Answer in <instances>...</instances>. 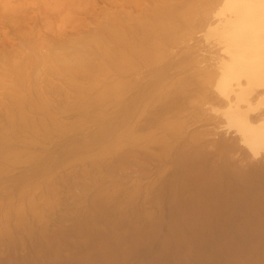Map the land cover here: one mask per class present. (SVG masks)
<instances>
[{
    "label": "bare ground",
    "instance_id": "1",
    "mask_svg": "<svg viewBox=\"0 0 264 264\" xmlns=\"http://www.w3.org/2000/svg\"><path fill=\"white\" fill-rule=\"evenodd\" d=\"M27 1L29 2V0H26L25 3H27ZM100 1L103 3V6L101 8V10H102L101 15L103 17L102 18L103 21L102 20H101L102 22L99 21V23H101L100 25L98 23L99 26L97 25V27L99 29L96 27L98 29V32L100 33L99 34L100 37L97 36V37H99V42L97 43L96 47H94V48L92 47L93 48L92 49L90 47V45H89V47H88V45H86L87 47L86 46L84 47V45H82L84 47L83 50L76 48L77 50H70V51H72V52L69 51L70 53L65 50L67 52V54H61V52H63L64 49L63 50L61 49V52L60 51L58 52V50L55 51L58 54L54 53V51H53L52 54H55V55L51 56L52 54L51 55L48 54L49 55V57H48L46 54L47 57L45 59H43L45 57V55H43L44 57L42 58V56H41L40 59H42L44 61L40 60V62H45V63H43V65H46L42 68V70L43 69L48 70V68H46L48 65H49L48 66L49 69L52 67L51 68V70H52V69H54V66L56 63L60 67H61V65H63V67H65V66L69 67V65L75 67L74 64L78 65L76 67L90 66L89 63H91V61H92L91 59H94V61H95V59L97 57V60H96L97 62L95 61L97 65H95V66L93 65V67H97V68H93V67H91V68H93V70L94 69L99 70V72L104 73V76H106L105 72L108 71L110 73V77L107 79L109 83L105 79V83H107L106 84L107 86L104 85L105 83H103L104 82L103 80H101L103 82L100 83L101 84L100 86L98 84H97L98 85L97 86L95 84L96 82H93L91 80L94 83V88H92V86H93V84H92V86L90 85L91 89L89 87L88 91H89V89L94 91L93 89L98 87L97 88L98 89L97 90L98 96H97V94H95L96 100H94V102L95 101L97 102V103L95 102L96 105H98L100 103L101 104L104 103L103 105L106 104L105 105L106 107H108L110 105L111 112H109V111L108 112H109V114L110 113L111 114L110 115L108 114L110 117L108 120H111L110 121L111 122V124H110L111 128L110 129H112V132H111L112 133V136H111L112 137L111 138L112 143L110 142L111 144L110 143H108V144H110L113 149L110 147V149L112 151L111 150L107 151V149H106L107 152L106 151L105 152L107 154L109 152L111 157H112L111 153L113 154V157H112L113 164L112 165L114 167L112 169L115 170V174H116V172H117V174H120L119 172L122 169H125L126 171L128 170V172L130 171L128 173L127 177H125V180H124V178L123 179L121 178V179H122V181L127 182L126 185L128 184L127 186L130 189L129 199L132 202L131 204H133L135 206V204L138 201H140L141 203L143 202L142 206H141V203L138 202V203H140V206H139L140 208H142V207L144 208L143 205L147 204L148 206H146L144 209L143 208L140 209L141 214H143V216L146 217V220L148 221L149 219H153V218L159 220L161 218V220L165 221L164 222L165 224L164 223L160 224V227H159L160 231L163 230L164 233L166 232V234H167V232H169V234L171 232L172 234H176L175 236H177V235L181 236L182 235L181 236V238L183 237L182 241L185 243H181V242H179V243L183 244L182 246L184 247V249L186 248V250H190L192 252V254L194 253V256L196 255L197 258L199 257L197 261H199L200 258L204 259V261H205L206 258H208L210 256V258H208L207 260H209V262H210L209 264H211V263L213 264V262H211V257L214 256V253L212 255V253L210 254V252H214L215 250H218V251L221 250V252L223 250L227 251L228 249H229L228 251H230L231 249L234 250V248H238L237 250H239V247H242V249H246V248L248 249L249 248V250H250L251 247H254V249H256L255 247H257L258 245H260V244H261L260 246L264 245V0H100ZM20 2H23V1L20 0ZM33 2H39V4H40V0L39 1L33 0ZM44 2H45V0H44ZM92 3L95 4L96 6H98L99 10H100L101 5L99 6L98 0H92ZM28 4L29 3H27V5ZM33 4L36 5V3H33ZM2 5H5V2ZM12 5H13V3H12ZM16 5H18V4L16 3ZM35 5H33V8ZM20 6H23V5H20ZM11 8H13V7L11 6ZM0 9H3V7H0ZM7 9H5L4 11L2 10V12L3 13H5V12L10 13V11ZM27 9H29V8H27ZM38 9H39V7L37 8V11H38ZM15 10L18 11L20 9L17 10V8H16ZM20 11L23 12L24 10L23 11L20 10ZM3 13L0 12V17H1L0 20L1 21H2V18L4 17V15L5 16L9 15L10 17H12V15H14V14H12L13 12H11L10 14L8 13L7 15L5 13L2 17L1 14H3ZM14 13L16 16L22 15V13L20 15L18 14L19 11H18V13H16V12H14ZM102 13H104V15ZM38 14H40V11H38ZM25 15H26V13H25ZM25 15H23V16L25 17ZM99 15H100V13H99ZM23 16H20V17H23ZM42 16H43V14H42ZM99 17H101V16H99ZM31 18H32L31 20H27V21L30 22L33 19L35 20V18H38V17L36 15L34 18L33 17H31ZM43 18H44V16H43ZM4 19L8 21L7 23L9 25L12 24V25H10V27L14 26L11 28L18 27L15 24L11 23V21H9L10 19L9 20H8V18H4ZM16 20L17 19H15V21H13V22H16ZM99 20H100V18H99ZM19 21H21V19ZM7 23L5 21L4 24H7ZM22 23L25 24L24 21ZM72 24L76 28L80 27L81 26V19H75L74 18ZM0 25H1V23H0ZM18 25H19V22H18ZM20 25H21V23H20ZM39 26H40V24H39ZM1 27H2V25H1ZM4 27L7 30V27L6 26H4ZM10 27H9V29H10ZM47 28H48V26H47ZM18 29H19V27H18ZM30 29L31 30H29V31L31 34L33 29H32V27ZM37 29L38 28L36 27V30ZM21 30H23V29H20L19 30L20 32L19 33L16 32L18 34H15V35H22ZM36 30H34V32L32 33L33 35L35 34ZM16 31H18V30H16ZM23 32H25V30ZM49 32H51V30ZM5 34L3 33V35H5ZM9 34H11L10 36H12L14 33H11V31H9ZM0 35H1L0 41L3 37L7 38V35H6V37L5 36L2 37V34H0ZM26 36H28V35H26ZM26 36H23V39L25 41L20 36L22 41H19L16 43H23L22 46L23 45L27 46L26 45L27 41L25 39ZM78 36H79V34H78ZM34 37H35V35H34ZM33 38H30V39L32 41H34V40L37 41V39L34 38V40H33ZM18 39H19V36H18ZM47 39L51 41V38L50 39L47 38ZM4 40L5 39H3V41ZM8 40H7V42H9ZM71 40H72V38H71ZM32 41H30V44L33 46ZM53 41H51V42H53ZM62 41H63V39H62ZM5 42H6V40L4 41V43ZM24 42H26V43H24ZM59 42H61V41H59ZM77 42L79 43L80 41H78L76 39V43L74 42V44H77ZM16 43H15V45H16ZM47 44H48V42H47ZM18 45L21 46V44H18ZM18 45H16V46H18ZM60 46L62 47V45H60ZM72 46H75V45H72ZM27 47H25V48H27ZM89 48L92 50H90ZM5 49H6V47H4L3 50H5ZM31 49H29V50H31ZM7 50L8 49H6V51ZM65 51H64V53H65ZM8 54H9V51H8ZM16 54H18V53H16ZM59 54H61V55H59ZM27 55L28 54H26V56H25V54H24V56L29 59V57H31V56L28 55L29 56L28 57ZM87 55H88L87 58H90V59H88V61L85 60L86 57H84ZM22 56L20 55L21 58H22ZM24 56H23V59H24ZM33 56H36V54ZM91 56H94V57L92 58ZM18 57H19V55H18ZM98 57L101 59H99ZM19 58L18 59L15 58V60H19L21 63L22 62L20 60L21 58L20 59ZM2 59H4V58H2ZM9 59H11V58H9ZM13 59H14V57H13ZM34 59L35 58H32L31 60H33V62H35V63H33L32 61H31L32 63H30V61H29L30 59L28 60L29 61L28 63H30V65L27 64V66H26L28 68V70L25 69L26 67L23 68L24 72L26 70H27L26 71L27 73H28V71L30 72L31 70H32L31 72H33L36 69V66L38 65L36 63V60L38 58L35 59V61H34ZM103 59L108 60V61H105L106 63L108 62V65L105 64ZM10 61H13V60L11 59ZM23 61H25V60H23ZM14 62H13V64H15V66L12 64V62H11V64H12V67L13 66L15 67V68H13L15 70V75H20L21 71L23 72V69L22 70L19 69L20 68L19 62H16V61H14ZM24 63H22V65ZM94 63L92 61L91 65ZM16 64H18V65H16ZM31 64H33V65L36 64L34 70H33V68L32 69L29 68V66L30 67L33 66ZM71 64H73V65H71ZM25 65H23V66H25ZM41 65H42V63H41ZM57 65H56V69H58ZM16 67H18V69H16ZM63 67L60 68V70L62 69V71H63V69L66 68V67L65 68H63ZM1 68H3V67H1ZM37 69H39V67H37ZM68 69H70V67L67 68V70ZM16 70H21V71L19 74H16ZM60 70H57V72ZM2 71H3V69H2ZM53 71H56V70H53ZM109 73H107V74H109ZM31 74L28 73L27 75L30 76ZM50 74H52V73H50ZM94 74H92V76ZM96 74H98V72ZM34 75H37V73H35ZM23 76H24V74L22 75V78H23ZM92 76H91V78H92ZM4 77H6V76H4ZM22 78H20V79L23 80ZM104 78H102V79H104ZM16 79H18L17 81H19L20 80L19 76L16 77ZM77 79H78V77H77ZM82 80H84V79L82 78ZM18 83H21V81ZM30 84H32V83H30ZM81 88H80V90H81ZM18 90H19V88H18ZM12 92H14V91H12ZM21 92L18 93V91H16V96H18L22 101L23 97H21V94L24 95L23 90ZM78 92H77V94H78ZM81 96H82V94H81ZM11 97H12V99L18 98L15 96H14L15 97L14 98L13 95ZM93 97H95V96L93 95ZM85 99H87V98H85ZM49 100H51V99H49ZM73 100H72V102L74 103ZM58 101H60V100H58ZM92 101L93 100H91L90 102H92ZM98 101H100V103H98ZM10 102H11V100H10ZM84 102L87 103V101H84ZM13 103H14V101H13ZM13 103L11 105L13 107H16L15 103L18 104V100H16V102L14 104ZM19 104L18 105L20 107L22 105L20 103V101H19ZM61 104H62V102L59 105L61 106ZM89 104L90 103L84 104L83 105L84 108L81 106V104H79V106H81V108L85 109V112H87L86 107H88V108L91 107V105L87 106ZM26 105H28V104L26 103ZM29 107H32V106H29ZM50 107H52V106H50ZM79 108L80 107H78V110H79ZM97 108L102 109V106L97 107ZM61 109H63V108L61 107ZM69 109H70V107H69ZM110 109H108V110H110ZM67 110H68V108H67ZM78 110H77V112H78ZM92 110H94V109L92 108ZM95 110H96V108H95ZM97 110H99V109H97ZM102 110H104V109H102ZM106 110L107 109H105V111ZM82 111H84V110H82ZM32 112H34V111H32ZM71 113H73V112H71ZM93 113H94V115L97 114L98 116H100V117H98L97 120L102 119L101 118L102 114L100 113V111L93 112ZM105 113H107V111ZM68 114H69V112H68ZM87 115H89V114H87ZM94 115L92 116V118L95 117ZM108 115L106 114V117H108ZM20 116H21V113H18V118ZM23 116L25 117V115H23ZM27 116H29V115H27ZM38 116H39V114H38ZM76 116L77 115H75V117ZM86 116H84V117H86ZM90 116H91V113L89 115V118H90ZM103 116H105V115H103ZM13 117H15V116H13ZM30 117H31V115H30ZM25 118H22V117L19 118L20 121L22 119L21 123L25 120V122L29 124V121L27 120V118L26 119ZM95 118H97V116ZM88 120L90 121L91 118ZM16 121H18V120H16ZM31 121H32V119H31ZM58 121L56 122V120H55L56 125H57ZM65 121H67V119ZM70 121H72V120H70ZM81 121H82V119H81ZM84 121H86V120H84ZM65 123H67V122H65ZM37 124H39V123H37ZM59 124H61V123H59ZM86 124H88V123H86ZM108 124H109V122H108ZM24 125H25V123H24ZM7 126H5V127H7ZM16 126H18V125H16ZM19 126H21V125L19 124ZM39 126L40 125H38V127ZM50 126H52V125H50ZM62 126H63V124H62ZM62 126H60V128ZM102 126H106V125H102ZM48 127H49V125H48ZM31 128H32V126H31ZM56 128L59 129L57 126H56ZM64 128L62 127V129H64ZM100 128H102V127H100ZM62 129H59L58 131H62ZM74 129H77L76 126ZM84 129H86V127ZM98 130H100V129H98ZM222 130L225 133L226 132H228V133L230 132V134L232 133L233 134L231 137L232 139L231 140L225 139L223 137L224 135L222 136L223 138H220L221 137L220 135L218 137L217 136L218 131L221 134L223 132ZM16 131H18V130H16ZM37 131H39V130H37ZM44 131H46V130H44ZM58 131L56 130V131H54V133L58 132ZM27 132L33 133L32 131H29V129ZM65 132L67 133L68 131H65ZM71 132H73V131L71 130ZM83 132H80V133L82 134ZM101 132H102V130H101ZM109 132H110V130H109ZM78 133H79V131H78ZM86 133H88L86 135V136H88L89 132H86ZM93 133H96V132H93ZM228 133H226V134H228ZM36 134H37V132H36ZM61 134H62V132H61ZM46 135H48V134L45 133V136ZM62 135H64V133ZM108 135H109V133H108ZM93 136H96V135H93ZM216 136L218 138H216ZM14 137H18V136H16V134H15ZM19 137H21L20 134H19ZM40 137L38 136V138H40ZM53 137L55 138V136H53ZM53 137H51V138L54 139ZM65 138H67V137H65ZM108 138L111 141L110 137H108ZM6 139H5V141H6ZM11 139H12V137H11ZM34 139L35 138H33V140ZM55 139H57V138H55ZM84 139H86V138H84ZM33 140L31 142L36 141V140H34V141ZM46 140H47V138H45V141ZM19 141H20V139H19ZM50 141L46 142V143L51 144ZM76 141H78V140H76ZM4 143H5L4 144L5 146L8 145V143H6V142H4ZM34 143H32V144H34ZM26 144L28 145V142ZM67 144L70 146L69 143H67ZM67 144H64V145H67ZM83 144H80V145H83ZM87 144H89V142ZM2 145H0V146L2 147ZM9 145H11V144H9ZM37 145H40V144H37ZM41 145H43V144H41ZM37 147L40 148V146H37ZM19 148H21V147H19ZM98 148H99V146H98ZM14 149H16V148H14ZM44 149L45 148H43V150ZM46 149H48V148H46ZM56 149H57V147H56ZM53 150L55 151L54 148H53ZM6 151H8V150H5V152H3L4 156L1 153L2 154L1 155V161L6 159V161H4V162H7L8 160L11 159V157H13V155L11 156L10 154H6L7 153ZM11 151H12V149H11ZM38 151L39 150H37V152ZM41 152H43V151H41ZM45 152L47 153V151H45ZM70 152H72V151H70ZM70 152L67 153V156L70 155ZM83 152H84V150H83ZM32 153H33V151H32ZM46 153H44V154H46ZM73 153H74V150H73ZM73 153H71V154L73 155ZM60 154L65 156V154H63L62 151ZM95 154H96V156H98L96 152H95ZM107 154H105V155L107 156ZM8 155H9L10 159H8L9 158V157H7ZM72 155H70V156H72ZM99 155H100V153H99ZM101 155H103V153ZM5 156L7 158H5ZM36 156H38V155H36ZM41 156H43V155H41ZM67 156H65V159H69L70 156H68V158H67ZM90 156H92V155H90ZM101 157H100V159H102ZM36 159H37V157H36ZM76 159H78V158H76ZM88 159H89V157H88ZM100 159H97V160L95 159V160L98 162V160H100ZM16 160H19V159H16ZM38 160H39V158H38ZM81 160L82 159H80V161ZM95 160H94V162H95ZM14 161H13V163H14ZM58 161H57V163H58ZM88 161H90V160H88ZM78 163H80V162L78 161ZM91 163H93V161L90 163H87V164L91 165ZM96 163H94V164L96 165ZM0 164H2V163L0 162ZM16 164H18V163H16ZM46 164H44V166ZM7 165H9V163ZM21 165H23V164H20L19 167L21 168V170H23ZM49 165H51V164H49ZM77 165H79V164H76L75 168L78 167ZM16 167H18V166H16ZM23 167H24V165H23ZM71 168H73V167L71 166ZM71 168H67V169H71ZM14 169H15L14 172L19 171V170H16L15 167H14ZM14 169L12 168L11 170L13 171ZM4 171H6V170H4ZM23 171H21V172H23ZM10 172H9V176L12 174ZM14 172H13V174H14ZM4 173H6V172H4ZM0 174L4 175L3 171H2V173L0 172ZM121 174L118 176H122ZM7 175H8V173H7ZM6 177H8V176H6ZM48 177H50V176H48ZM7 179H9V178H7ZM115 180H116V178H115ZM13 182L14 181H12V183ZM6 183H8V182H6ZM4 184H5V182H4ZM15 184H18V183H15ZM0 186H1V183H0ZM9 186H11V185H9ZM16 186H18V185H16ZM3 187H5V186H3ZM27 187H28V185H27ZM123 187H121V188H123ZM2 188L0 187V189H2ZM30 188L31 187L29 185V189ZM7 190H9V188ZM126 191H128V189ZM26 192H27V194H29L28 191H26ZM121 192L122 191H120V193ZM4 193H6V189H5ZM12 193H13V191H12ZM16 196L20 197L19 195H16ZM25 196L27 197V195H25ZM22 197L24 198V196H22ZM29 198H31V196ZM3 199H4V197H3ZM10 199H11V201L12 200L15 201L12 198H10ZM15 199H18V198H15ZM3 203H6V202H3ZM16 203H18V202H16ZM14 205L15 204H13V207H14ZM36 205H38V204H36ZM5 206H7V205H5ZM21 206H23L22 203H21ZM2 207H0V208L2 209ZM7 207H9V202H8ZM10 207H11L10 209L4 208L7 210L6 212H9L8 209L9 210L13 209V211H14V208H12V206H10ZM33 208L36 209L37 206H36V208L35 207H33ZM132 209H134V208H132ZM16 210H19L18 207H16L15 211ZM23 210H25V208ZM136 210L139 212V210L137 208H135V210L133 212L135 213ZM6 212H5V214H6ZM3 213H4V210H3ZM9 213L11 214V212H9ZM9 213H7V216L8 215L10 216ZM15 213L16 212H14L13 214L15 215ZM19 213H21V212L19 211ZM121 213H122V211H121ZM131 213H132V211H131ZM122 215L120 214V216H122ZM103 216H105V215H103ZM128 216H130V215H128ZM132 217H134V216H131V218ZM140 217H141V215H140ZM98 218H100V217H98ZM142 218H144V217H142ZM155 219H153V220L155 221ZM4 220H6V219H4ZM22 220H24V219H22ZM153 220H149V223H151L150 221H153ZM119 221H120V219H119ZM129 221H131V220H129ZM98 222H100V221H98ZM156 222H157V220H156ZM156 222H155V224H156ZM159 222H160V220H159ZM159 222H158V224H159ZM2 223H4V222H2ZM24 223H26V222H24ZM105 223H106V221H105ZM145 223H143V224H145ZM136 224H139V223H136ZM25 225L27 226V224H25ZM153 225H154V222H153ZM153 225H151V226H153ZM139 226H136V227L139 228ZM140 227H142V226H140ZM97 228H98V226H97ZM101 228L103 229L102 224H101ZM128 228L130 229V227H128ZM133 228H131V229H133ZM142 228L144 229V227H142ZM151 228H153V227H151ZM156 228H158V227H156ZM159 229H157V230H159ZM31 230H32V228H31ZM104 232H107V230ZM109 232H108V234H110ZM140 232H142V231H140ZM137 233H139V232L137 231ZM157 233H160V232H157ZM157 233H156V235H157ZM161 234H162V232H161ZM139 235H140V233H139ZM95 236H96V233H95ZM147 236H148V234H147ZM139 237H140V239L143 238L141 236H139ZM117 238H116V240H117ZM134 238H136V237H134ZM137 238H138V236H137ZM164 238H166V237H164ZM110 240H112V238ZM144 240H146V239H144ZM170 240H172V242H174V240L171 237H170ZM114 241H115V238H114ZM168 241H169V238H168ZM35 242H36V240H35ZM85 242H87V240ZM105 242H107V241H105ZM142 242L140 245L139 244L138 245L141 246L142 244H144ZM156 242H155V244H156ZM87 243H89V241ZM109 243H111V242H109ZM138 243H139V241H138ZM152 243H150V244H152ZM39 244H41V243H39ZM65 244L62 243V245H65ZM111 244L113 247L115 246V245H113V242ZM114 244H118V243H114ZM136 244H134V245H136ZM161 244H163V243L161 242ZM165 244L167 245V242ZM89 245H91V243ZM89 245H88V247L90 249L91 246H89ZM148 245H147V247H148ZM67 246H70V244H68ZM84 246H85V243L83 245V249L85 250L86 247H84ZM94 246H95V244H94ZM94 246H93V248H94ZM119 246H120V244H119ZM145 246H146V244H145ZM152 246L153 245H151V247ZM178 246H179V244H178ZM49 247H46V248H49ZM142 247L145 249V247L143 245H142ZM160 247H159V249H160ZM32 248H33L32 251H34L33 245H32ZM162 248L163 247H161V249ZM54 249H53V251L56 253V251ZM168 249L171 250L172 248H168ZM181 249H182V247H181ZM38 250H40V249H38ZM62 250H63V248H62ZM62 250H60V251H62ZM84 250H82L83 253L84 252L86 253V251H84ZM97 250H99V248ZM97 250H96V253H97ZM115 250H118V249H115ZM149 250H151V248ZM163 250H164V248H163ZM163 250H162V252H163ZM253 250L251 249V251H253ZM77 251H78V249H77ZM103 251L104 250H102V252ZM146 251H147V249H146ZM175 251H177V249ZM178 251H179V249H178ZM263 251H264V246L259 249V252L257 254L258 259L256 256L255 261L253 260V256H252V260L255 264L257 262H258L257 264L263 263V261H264V256H263L264 252ZM43 252H44V250H43ZM43 252H41V253H43ZM120 252H122V251H120ZM127 252H128V250H127ZM127 252H126V256L129 255V254H127ZM150 252H153V251H150ZM155 252H157V251H155ZM172 252H173V249H172ZM44 253H46V252H44ZM67 253H69V252H67ZM159 253H160V251L158 252V255H159ZM165 253H166V256H168L167 250ZM169 253H171V251H169ZM178 253H181V252H178ZM183 253H184V251H183ZM216 253H215V255H217ZM218 253L220 255V251ZM77 254L78 253H76V255ZM118 254H120V253L118 252ZM136 254L137 253H135V255ZM175 254H171V256L172 255L175 256ZM39 255H40V253H39ZM39 255H38V257H39ZM130 255H132V254H130ZM152 255L154 258V254H152ZM161 255H164V254H161ZM183 255L185 256V254H183ZM183 255H181V256H183ZM187 255H188V253H187ZM243 255L244 254H242L241 257ZM245 255L247 256L246 253H245ZM251 255H252V253H251ZM251 255H249V256H251ZM35 256H37V254ZM63 256H61V258ZM68 256L71 257L72 255L71 256L68 255ZM105 256H106V254H105ZM171 256H169V257H171ZM174 256L171 257L172 258L171 261H173ZM176 256H177V254H176ZM221 256L222 255L219 256L220 259H221ZM231 256H232V252H231ZM84 257H85V255H84ZM93 257H94V254H93ZM97 257L95 260H97V263H98L99 257L98 258ZM119 257L121 258V255H119ZM124 257H125V255H124ZM178 257H180V256H177L176 260H178ZM186 257L187 256H185L184 259L187 260ZM215 257H217V256H215ZM48 258L49 257H47V259ZM68 258H67V261L69 260ZM81 258H83V257H81ZM108 258H109V256H108ZM135 258H137V257H135ZM135 258H133L134 263H136ZM143 258H145V257H143ZM148 258H149V255H148ZM157 258L160 259L161 257L160 258L157 257ZM192 258H193V256H192ZM192 258H190V259H192ZM212 258H214V257H212ZM218 258H216V261L219 260ZM239 258H240V256H239ZM87 259H85V260H87ZM165 259H166V257H165ZM182 259H183V257H182ZM52 260H54V258ZM95 260L93 262H95ZM119 260H121V259H119ZM214 260H215V258L212 261H214ZM61 261H63V260H61ZM65 261H64V263H66ZM90 261H92V260H90ZM107 261H108V259H107ZM152 261H154V260H152ZM179 261H181V260H179ZM223 261H226V260H223ZM130 262H131V260H130ZM173 262H175V261H173ZM173 262H170V263L173 264ZM206 262L207 261H205V263ZM45 263H47V262H45ZM111 263H112V261L110 262V264ZM145 263H146V261H145ZM153 263L151 262V264H153ZM177 263H179V262H177ZM191 263H193V262H191ZM35 264H36V262H35ZM60 264H62V262H60ZM67 264H69V263H67ZM100 264H101V262H100ZM102 264H104V263H102ZM128 264H129V262H128ZM217 264H218V262H217ZM220 264H222V262ZM224 264H226V263H224Z\"/></svg>",
    "mask_w": 264,
    "mask_h": 264
},
{
    "label": "rangeland",
    "instance_id": "2",
    "mask_svg": "<svg viewBox=\"0 0 264 264\" xmlns=\"http://www.w3.org/2000/svg\"><path fill=\"white\" fill-rule=\"evenodd\" d=\"M21 1H23V2H20V0H12V1L11 0H5V1L4 0L3 1L0 0V7H3V9H0V12L1 13H3L2 10L4 11L7 8H8L7 10H9L10 13L13 12L12 14H14V15H15L14 12L18 13V11H19V13H18L19 15L22 13V15H20V16H23L26 13L25 17L24 16L23 17H20V16H16V15L14 16L12 14H11L12 17H10L9 15H7L9 12H7V13L5 12L8 17L4 15L5 13H3L1 15H2V17L4 15V17L2 18V21L0 20V23L2 25V27L0 25V34H2V37L3 36L6 37V35H7V38H4L3 37L1 39V41H0V49H1L0 50V52H1L0 53V129L2 128L1 129L2 131L0 130V145L3 144L2 147L0 146L1 147L0 148V151H1L0 152V162L2 163V164H0V172L2 173V171H3V174H4V175L0 174V183H1V186L0 187L2 188L3 186H5L2 189H0V195H1L0 196V204L1 205L3 204L2 205L3 207L0 205V207H2V209L0 208V264H35V262H36V264H40V263L41 264H60V262H62V264H67V263H69V264H91V263L92 264H100V262H101V264L102 263H104V264H107V263L110 264L111 261H112L111 264H119V263L120 264H128V262H129V264H132V263L133 264H137L140 260L141 261L138 264H146V263L147 264H151V262L152 263L154 262L155 264H166V263L167 264H172L170 262H173V261H175V262H173V264H187V263L188 264H193V263L194 264H200L202 261L203 262L201 264H209L210 262L207 259L210 258V256L208 258H206V260H205V261H207L206 263H205L204 259H201V258H200L199 261H197L199 257L197 258L196 255L194 256V253L192 254V252L190 250H186V248L184 249V247L182 246L183 244H180L179 243V242L185 243V242L182 241V238H183V237L181 238L182 235L181 236H179V235L175 236L176 234H172L171 232H170V234H169V232H167V234H166V232L164 233L163 230L160 231V229H159L160 224L165 222V221L161 220V218L159 219L160 222H159L158 219H155V218H153V219H155V221L153 219H149V220H153V221H150L152 224L149 223V220L147 221L146 220V217L143 216V214H141V212H140V209L143 208V207L142 208L139 207L141 202L138 201L140 203L137 202L138 204L136 203L135 206L133 204H131L132 202L129 199V191H130V189L127 186L128 184L126 185L127 182L122 181L123 178L125 180V177H127L128 173L130 171L128 172V170L126 171L125 169H122L119 172L120 174L123 172L121 174L122 176H118L120 174H117V172L115 174V170L112 169L114 167L112 165L113 164V159H112L113 154L111 153V155H112V157H111L109 152H108V154L106 153L108 150H111L110 149V147H111L110 144L112 143V139H111L112 138L111 137L112 136V133H111L112 132V129H110L111 128V126H110V124H111L110 121L111 120H108L110 118L109 115L111 114V113L109 114V112H111L110 105L108 107H106L105 106L106 104L103 105L104 103L102 102L103 104H101L100 101H98V103H100V104L96 105L97 102L95 101L96 102L95 103L94 100H96V95L95 94H97V96H98V93H97V90H98L97 88L98 87H96L95 89H93L94 91L90 90L92 84H93L92 88H94V83L93 82H96L95 84L96 85L98 84L100 86L101 85L100 84L101 82L104 81L103 83H105V79L107 80L110 77V73L108 71L105 72V75L106 76H104V73L99 72V70H95V69L93 70V68H97V67H93V65L94 66L97 65L96 64L97 57L95 56L96 57V59H95L96 62L94 61V59H91L93 61V63L95 62L92 65H91L92 61L90 60L91 61V63H89L90 66L76 67L78 65H75L74 64L75 67L69 65V67H70L71 70L70 69L67 70V68H69V67H66L65 66L66 67L65 68V67H63V65H61V67H60L59 65H57V63L56 64L54 63L55 64L54 69L51 70L52 67L49 69V67H48L49 65H48L46 67V68H48V70L47 69H43L44 71L42 70V68L44 66H46V65H43V63H45V62H40V60L41 61H44V60L40 59L41 56H42V58L44 57L43 55H45V57L43 58V59H45L47 56L49 57L48 54L51 55L53 51H54V53H56L55 51H57V50H58V52L59 51L61 52V49L62 50L64 49V51L66 50L67 52H69L70 50H77V49H82L83 50L86 45H88V47L90 45L91 48L92 47L93 48L96 47L97 43L99 42V37H100L99 36L100 33L98 32V29L99 28L97 27V25H98L99 21L100 22L103 21V19H102L103 17L101 15V12H102L101 8L103 6V3L100 0H98L99 1V3H98L99 6L101 5L100 10H99V7L96 6L95 4H93L92 3V0H48V1L45 0V2H44V0H42V1L40 0V4L41 5L39 4V2H33V0H29V2L27 1V3H29L28 4L29 6L27 5V3H25L26 0L25 1L24 0H21ZM37 1H39V0H37ZM4 2H5V5H2V4H4ZM12 3H13V5H12ZM16 3L18 5H16ZM31 3L32 4L33 3H36V5L33 4V5H35L34 8H33V5ZM20 5H23V6H20ZM11 6L13 8H11ZM37 6L40 9V10L38 9V11H40V14H38V11H37V8L38 7ZM16 8H17V10L18 9H20L22 11L24 10L25 12L24 11L21 12L20 10L16 11L15 10ZM27 8H29V9H27ZM99 13H100V15H99ZM42 14H43L44 18L42 16ZM102 14L104 15V13H102ZM34 15L35 16L37 15V17H38V18H35V20L33 19L35 22L33 20L30 21V22L27 21V20H31L32 19L31 17L34 18L35 17ZM98 15L101 16V17H99ZM98 17L100 18V20H99ZM4 18H8V20L10 19L9 21H11V23H13L16 26H18L19 29H18V27L11 28V27H14V26H11L10 27V25H12V24L9 25L7 23L8 21L5 20ZM72 18L73 19L74 18L75 19H81V26L76 28L72 24V22H73V19ZM0 19H1V17H0ZM15 19H17L16 22H13V21H15ZM20 19H21V21H19ZM4 20L6 21V23L8 25L7 24H4L5 23ZM23 21H24L25 24L22 23ZM18 22H19V25L21 23L20 26L18 25ZM39 24H40V26H39ZM100 24L101 23H99V25ZM4 26L7 27V30L5 29ZM8 26L10 27V29H9ZM47 26H48V28H47ZM31 27H32L33 30H32V32L30 34V31L29 30H31L30 29ZM36 27L38 28L37 30H36ZM20 29H23V30H21V34L22 35H15V34H18L20 32L19 31ZM16 30H18V31H16ZM24 30H25L26 33L23 32ZM34 30H36V32L34 34L35 37L32 34L34 32ZM50 30H51V32H49ZM1 31L4 34L5 33L6 34L3 35V33ZM9 31H11V33H14L13 34L14 36L13 35L10 36L11 34H9ZM16 32H18V33H16ZM78 34H79V36H78ZM26 35H28V36L30 35V36L28 37ZM18 36H19V39H18ZM20 36L22 37V39H23V36H26L25 39H26L27 43L26 42H24V43H26V45L28 47L25 46V45L22 46L23 43H16V42L22 41V39H21ZM97 36H99V37H97ZM33 37L35 39H37V41L34 40ZM0 38H1V35H0ZM30 38H33L34 41H32ZM47 38H49V39L51 38V41H53V40L54 41L51 42ZM71 38H72V40H71ZM3 39L6 40L5 43H4L5 40L3 41ZM62 39H63V41H62ZM76 39L78 41H80V42L79 43L77 42V44H74V42L76 43ZM7 40L9 42H7ZM30 41H32L33 46L30 44ZM59 41H61V42H59ZM47 42H48V44H47ZM15 43H16V45L21 44V46H19V45L16 46ZM60 45H62V47ZM72 45H75V46H72ZM82 45H84V47ZM4 47H6V49H8V50L7 51H6V49L3 50ZM25 47H27L28 49L25 48ZM31 48L32 49L34 48L35 50L34 49L33 50L35 52ZM29 49H31V50H29ZM92 49H90V50H92ZM8 51H9V54H8ZM64 51L61 52V54H67V52L65 51V53H64ZM70 52H72V51H70ZM16 53H18V54H16ZM24 54H25V56H26V54H28L29 56H31L32 58H35V59L38 58L36 60V63L39 66L38 65L36 66V64L35 65L31 64V65H33L31 67L29 66V68L30 69L33 68V70L35 69V66H36V69L33 72H31L32 70L30 72L28 71V73H30V74L32 73L31 74L32 76L31 75L30 76L27 75L28 73L26 71L28 70V68L26 66H27V64L30 65V63H32L33 60H31L32 58L27 55L29 57V59H30L29 60L27 57L24 56ZM35 54H36V56H33ZM46 54H47V56H46ZM56 54H58V53H56ZM61 54H59V55H61ZM18 55H19V57H20V55L21 56L23 55L24 56V59H23V56H22V58L20 57L21 58L20 59L18 57ZM53 55H55V54H52L51 56H53ZM8 57L11 58L13 61H10L11 59H9ZM13 57H14V59H13ZM84 57L87 58L88 55L87 56H84ZM91 57L93 58L94 56H91ZM2 58H4V59H2ZM15 58L16 59L19 58L22 62L20 63V61L19 60H15ZM86 58H85V60H87V61H88V59H90V58H87V59ZM35 59H34V61H35ZM99 59H101V58H99ZM23 60H25V61H23ZM28 60L30 61V63H28L29 62ZM14 61L20 63L19 64L20 65L19 66L20 67L19 69L22 70L23 68L26 67L25 69H27V70L25 72H24V69H23V72L21 70H16V74H19L20 71H21V73H20V75H15V70L13 69V68H15L14 67L15 64H13ZM103 61L105 62V61H108V60H104L103 59ZM8 62L10 64L12 62V64L14 66L12 67V64L10 65ZM22 63H24L23 65H25V64L26 65L23 66ZM33 63H35V62H33ZM41 63H42V65H41ZM105 64L108 65V62L107 63L105 62ZM16 65H18V64H16ZM56 65H57V68L58 69H56ZM71 65H73V64H71ZM58 66L60 68L63 67L65 69H63V71H62V69L60 70V68ZM1 67H3V68H1ZM37 67H39V69H37ZM91 67H93V68H91ZM2 69H3V71H2ZM16 69H18V67H16ZM53 70H56V71H53ZM57 70H60V71L57 72ZM97 72H98V74H96ZM22 73L24 74L23 78H22V75H23ZM35 73H37V75H34ZM50 73H52V74H50ZM107 73H109V74H107ZM92 74H94V75L92 76ZM3 75L6 76V77H4ZM90 75L92 76V78H91ZM18 76H19V79L22 78L23 80L20 79L19 81H17L18 79H16V77H18ZM77 77H78V79H77ZM101 77L102 78L105 77V78L102 79ZM82 78L84 80H82ZM101 80H103V81H101ZM20 81H21V83H18ZM107 82H108V80H107ZM30 83H32V84H30ZM106 84L107 83H105L104 85H106ZM89 87H90V89L88 91V88ZM18 88H19V90H18ZM80 88H81V90H80ZM20 90L21 91L23 90V94H24V95L21 94V97H23L22 98V101H21V99L18 96H16V91H18V93H20L21 92ZM12 91H14V92H12ZM77 92H78V94H77ZM81 94H82V96H81ZM12 95H13V97L14 96L15 97H18V98H15V97L14 98L16 100H18V104H19V101H20V103L22 104L20 107H19L20 104L19 105L16 104L15 103L16 100L15 99H12V97H11ZM93 95L95 97H93ZM85 98H87V99H85ZM49 99H51V100H49ZM10 100H11L12 103L14 101L16 107H13L11 105L12 103L10 102ZM58 100H60V101H58ZM72 100L74 101L75 104L72 102ZM89 100L90 101L93 100L92 101L93 103L90 102ZM84 101H87V103L84 102ZM61 102H62V104L60 106L59 104ZM26 103L28 105H26ZM88 103H90V104L87 105V106H90L91 105V107L88 108V107L85 106L86 107V111H87V112H85V109H83L84 108L83 105L84 104H88ZM79 104H81V106L83 108H81V106H79ZM29 106H32V107H29ZM50 106H52V107H50ZM68 106L70 107V109H69ZM101 106H102V109H104V110H102L101 108H97V107H101ZM61 107L63 109H61ZM78 107H80L79 110H78ZM94 107L96 108V110L97 109H99V110L96 111ZM67 108H68V110H67ZM92 108L94 110H92ZM105 109H107L106 110L107 113H105L106 112ZM108 109H110V110H108ZM77 110H78L79 113L77 112ZM82 110H84V111H82ZM32 111H34L35 113L32 112ZM98 111H100V113L102 114V116H101L102 119H99V120H97V119L100 116H98L96 113H95L96 115H94V113H93V112H98ZM68 112H69V114H68ZM71 112H73V113H71ZM18 113H21V116L20 117H22V118H25L26 117L27 120L29 121V124L26 123L24 119H23L24 121L21 123L22 119L20 121V119H19L20 117L18 118ZM90 113H91V116H90L91 120L89 121L88 119H90L89 118ZM38 114H39V116H38ZM74 114L77 115L78 117L77 116L75 117ZM87 114H89V115H87ZM106 114L107 115L109 114L108 117H106ZM23 115H25V117ZM27 115H29V116H27ZM30 115H31V117H30ZM66 115L67 116L69 115V116L67 117ZM83 115L84 116L87 115L88 117L87 116L84 117ZM93 115L95 117L97 116V118H95V117L92 118ZM103 115H105V116H103ZM13 116H15V117H13ZM31 119H32V121H31ZM66 119H67V121H65ZM81 119H82V121H81ZM16 120H18V121H16ZM55 120H56V122L59 120L58 123H57V125H56ZM70 120H72V121H70ZM84 120H86L87 122L84 121ZM65 122H67V123H65ZM108 122H109V124H108ZM24 123H25L26 126L24 125ZM37 123H39V124H37ZM59 123H61V124H59ZM86 123H88V124H86ZM19 124L21 126H19ZM62 124H63V126H62ZM101 124L102 125H106V126H102ZM16 125H18V126H16ZM30 125L32 126V128H31ZM38 125H40V126L38 127ZM48 125H49V127H48ZM50 125H52V126H50ZM55 125L59 129H62V127L63 128L65 127V128L62 129V131H58L59 129H57ZM5 126H7V127H5ZM60 126H62V127L60 128ZM75 126H76L77 129H74ZM85 127H86L87 130L84 129ZM100 127H102V128H100ZM28 129H29V131H32L33 133H31V132L28 133L27 132ZM98 129H100V130H98ZM16 130H18V131H16ZM34 130L37 132V134H36V132ZM37 130H39V131H37ZM44 130H46V131H44ZM53 130L54 131L57 130L58 132H55L54 133ZM71 130L73 132H71ZM101 130H102V132H101ZM109 130H110V132H109ZM65 131H68V132L66 133ZM78 131H79V133H78ZM61 132H62V134L64 133V135H62ZM80 132H83L82 133L83 135ZM86 132H89V135L90 136L89 135L86 136L88 134ZM93 132H96V133H93ZM45 133L48 134V135L45 136ZM108 133H109V135L110 134L111 135L109 136ZM226 133H228V132H226ZM226 133L223 131L220 134V132L218 131L217 136L219 137V135H220L221 136L220 138H223L224 137L225 139L231 140L232 139L231 137H232L233 134L232 133L230 134V132L228 134H226ZM15 134L18 137H14ZM19 134H20L21 137H19ZM93 135H96L97 137L96 136H93ZM10 136L12 137V139H11ZM38 136L39 137L41 136L40 137L41 139L38 138ZM53 136H55V138H57V139H55ZM217 136H216V138H218ZM32 137L35 138L34 140H36V141H34ZM51 137H53L55 140L52 139ZM65 137H67V138H65ZM108 137H110L111 141L109 140ZM45 138H47L48 141L47 140L45 141ZM84 138H86V139H84ZM5 139H6V141H5ZM19 139H20V141H19ZM75 139L78 140V141H76ZM32 140L35 143L34 142H31ZM3 141L6 142V143H8V145L5 146L4 145L5 143ZM49 141L51 142V144L48 143L49 144L48 145L46 142H49ZM27 142H28V145L26 144ZM88 142H89V144H87ZM94 142L95 143L97 142V143L95 144ZM20 143L21 144L23 143V144L21 145ZM32 143H34L35 145L32 144ZM67 143H69L70 146ZM108 143H110V144H108ZM9 144H11V145H9ZM37 144H40V145H37ZM41 144H43V145H41ZM64 144H67V145H64ZM80 144H83V145H80ZM36 145L37 146H40V148L37 147ZM98 146H99V148H98ZM19 147H21V148H19ZM56 147H57V149H56ZM3 148L5 150H8L9 151V152L6 151L7 152L6 154H10L11 156L13 155V157H11V159H10L9 155L7 156V157H9L8 159H10V160L7 159L9 162L8 161L7 162H4V161H6V159L3 160V161H1V155L3 154V152H5V150ZM14 148H16V149H14ZM43 148H45V149L48 148L49 150L48 149H46V150L44 149L43 150ZM53 148L55 149V151L53 150ZM11 149H12V151H11ZM106 149H107V151H106ZM37 150H39V151L37 152ZM73 150H74V153H73ZM83 150H84V152H83ZM32 151H33V153H32ZM41 151H43V152H41ZM45 151H47V153ZM61 151L63 152V154H65V156H67V153L68 152L72 151V152H70V155H72L71 153H73V155H72L73 157L70 156V155H68V156H70L69 159H65V156L62 155V154H60ZM89 151L91 153L93 152L94 154L93 153L91 154ZM95 152L97 153L98 156H96ZM98 152L100 153V155L103 153V155H101L102 157L99 155ZM44 153H46V154H44ZM105 154H107V156ZM36 155H38V156H36ZM41 155H43V156H41ZM90 155H92V156H90ZM3 156H4V154H3ZM29 156L30 157L32 156L31 157L32 159ZM35 156L37 157V159H36ZM68 156H67V158H68ZM7 157L5 156V158H7ZM88 157H89V159H88ZM100 157L102 159H100ZM38 158H39V160H38ZM76 158H78V159H76ZM79 158L82 159V160L80 161ZM94 158L96 160L97 159H100V160H98V162H97ZM16 159H19V160H16ZM88 160H90V161H88ZM91 160L93 161V163H91V165H88L87 163L92 162ZM94 160H95V162H94ZM13 161H14L15 164L13 163ZM57 161H58V163H57ZM78 161L80 163H78ZM8 163H9L10 166L7 165ZM16 163H18V164H16ZM94 163H96V165ZM20 164H23L24 165V167H23V165H21V167L23 168V170L25 169L24 171L21 170V168L19 167ZM44 164H46V165L44 166ZM49 164H51V165H49ZM76 164H79V165H77L78 167L75 168V165ZM16 166H18V167H16ZM71 166L73 168H71ZM14 167L16 168V170H19V171L14 172L15 171ZM12 168L14 169L13 171L11 170ZM67 168H71V169H67ZM4 170H6V171H4ZM21 171H23V172H21ZM4 172H6V173H4ZM9 172L12 173V174L14 172V174L13 175L11 174L9 176ZM7 173H8V175H7ZM6 176H8V177H6ZM48 176H50V177H48ZM7 178H9V179H7ZM115 178H116V180H115ZM12 181H14L15 183H18V184H15L14 182L12 183ZM4 182H5V184H4ZM6 182H8V183H6ZM121 184L122 185L124 184L123 185L124 187ZM9 185H11V186H9ZM16 185H18L19 187L16 186ZM27 185H28V187H27ZM29 185L31 187L30 189H29ZM121 187H123V188H121ZM8 188H9V190H7ZM5 189H6V193L8 195L6 193H4L5 192ZM127 189H128V191H126ZM12 191H13V193L14 192L15 193L13 194ZM26 191H28L29 194H27ZM120 191H122V192L120 193ZM15 194L16 195H19L20 197L16 196ZM25 195H27V197ZM22 196H24V198ZM30 196H31V198H29ZM3 197H4V199H3ZM10 198L14 199L15 201H13V200L11 201ZM15 198H18V199H15ZM3 202H6L7 204L6 203H3ZM8 202H9V207H7L8 206ZM16 202H18V203H16ZM20 202L23 204V206H21V203ZM4 204L7 205V206H5ZM13 204H15L14 207H13ZM36 204H38V205H36ZM142 204H143V202L141 203V206H142ZM10 206H12V208H14V211H13V209H11L12 211L9 210L11 208ZM32 206L35 207V208L37 206L38 209L37 208L34 209ZM143 206L145 208L148 205L146 204V205H143ZM16 207H18L19 210H16L15 211ZM4 208H9L8 211L11 212V214L9 212H6L7 210L4 209ZM24 208H25V210H23ZM132 208H134V209H132ZM135 208H137L139 210V212L136 210L135 213H134L133 211L135 210ZM3 210H4V213H3ZM19 211L21 213H19ZM121 211H122V213H121ZM131 211H132V213H131ZM5 212H6V214H5ZM14 212H16L15 215L13 214ZM7 213H9L10 216L9 215L7 216ZM120 214L121 215L123 214V215L120 216ZM103 215H105V216H103ZM128 215H130V216H128ZM140 215H141V217H140ZM131 216H134V217H132L133 219L131 218ZM98 217H100V218H98ZM142 217H144V218H142ZM4 219H6V220H4ZM22 219H24L25 221L22 220ZM119 219H120V221H119ZM129 220H131V221H129ZM156 220H157V222H156ZM98 221H100V222H98ZM105 221H106V223H105ZM2 222H4V223H2ZM24 222H26V223H24ZM153 222H154V225H153ZM155 222H156V224L158 226L155 224ZM158 222H159V224H158ZM136 223H139V224H136ZM143 223H145V224H143ZM25 224H27L28 227ZM101 224H102V227H103L104 230L101 228ZM139 225L142 226V227H144V229L142 227H140ZM151 225H153V226H151ZM97 226H98V228H97ZM136 226H139V228L136 227ZM128 227H130V229L133 228V227L134 228L130 230ZM151 227H153L154 229L151 228ZM156 227H158V228H156ZM31 228H32V230H31ZM157 229H159V230H157ZM106 230H107V232H104ZM139 230L142 231V232H140ZM137 231L140 233V235H139V233H137ZM108 232L111 235L108 234ZM157 232H160V233H157ZM161 232H162V234H161ZM95 233H96V236H95ZM156 233H157V235H156ZM147 234H148V236H147ZM137 236H138V238H137ZM139 236H141L143 238L140 239ZM163 236L166 237V238H164ZM110 237L112 238V240H110L111 239ZM134 237H136V238H134ZM170 237L174 240L175 243L172 242V240H170ZM114 238H115V241L116 242L114 241ZM116 238H117V240H116ZM168 238H169V241H168ZM144 239H146V240H144ZM35 240H36V242H35ZM86 240H87V242L89 241V243L85 242ZM155 240L156 241L158 240V241L156 242ZM164 240L167 242V245L165 244L166 242ZM105 241H107L108 243L105 242ZM138 241H139V243H138ZM38 242L41 243V244H39ZM83 242L85 243V246L84 247H86L87 250L86 249L85 250L83 249V245H84ZM109 242H111V243L113 242V245H115V246L113 247L112 244L109 243ZM141 242L144 243L142 245L145 247V249L142 247V245L139 246L141 244ZM155 242H156V244H155ZM161 242L163 244H161ZM62 243L63 244L66 243L65 244L66 246L65 245H62ZM90 243H91V245H89ZM114 243H118V244H114ZM150 243H152V244H150ZM68 244H70L71 247L70 246H67ZM87 244L89 246H91L90 249H89V247H88ZM94 244H95V246H94ZM119 244H120V246H119ZM134 244H136V245H134ZM145 244H146V246H145ZM178 244H179V246H178ZM32 245L34 246V251H32V249H33L32 248ZM147 245H148V247H147ZM151 245H153V246L151 247ZM159 245L161 247H163L164 250H163V248L161 249V247ZM260 245H258L257 247H255L256 249H254V247H251L250 250H249V248L248 249L247 248L246 249H242V247H239V250H237L238 248H234V250L231 249L230 251L232 252V256H231V252L228 251L229 249L227 251L226 250H223L222 252L224 254L221 252V250H219L220 251V255L223 256V257L221 256V259L219 257L220 256L219 253H218L219 251L218 250H215L216 252L217 251L218 252L217 253L215 251L214 252H210V254L212 253V255L214 253V256H212V257L215 258V260L212 261L214 258L211 257V262H213V264L214 263L217 264V262H218V264H220L221 262H222V264H224V263H226V264H240V263L241 264H255L253 262V260L254 261L256 260V256H257V259H258V255L257 254L259 252V249L264 246V245H262V246H260ZM93 246H94V248L95 247L97 249L99 248V250H97L96 248L94 249ZM166 246L168 248H172L173 249V252H172V249L170 250ZM46 247H49V248H46ZM159 247H160V249H159ZM181 247H182V249H181ZM62 248H63V250H62ZM150 248H151V250H149ZM38 249H40V250H38ZM53 249L56 251V253L53 251ZM77 249H78V251H77ZM115 249H118V250H115ZM126 249L128 250V252H127ZM146 249H147V251H146ZM176 249H177V251H175ZM178 249H179V251H178ZM251 249L252 250L254 249V250L251 251ZM43 250L46 253H44ZM60 250H62V251H60ZM82 250L86 251V253L85 252L83 253ZM96 250H97V253H96ZM102 250H104V251L102 252ZM162 250H163V252H162ZM166 250H167V255L168 256H166V253H165ZM182 250L184 251V253H183ZM66 251L69 252V253H67ZM120 251H122V252H120ZM150 251H153L154 253L153 252H150ZM155 251H157V252H155ZM159 251H160V253L158 255V252ZM169 251H171V253H169ZM41 252H43V253H41ZM118 252L120 254H118ZM126 252L129 255L126 256ZM178 252H181V253H178ZM39 253H40V255H39ZM76 253H78L77 254L78 256L76 255ZM135 253H137V254L135 255ZM175 253L177 254V256H180L181 258L178 257V260H176L177 259V256H176ZM187 253H188V255H187ZM215 253L217 255H215ZM245 253L247 254V256L245 255ZM251 253H252V255H251ZM36 254H37V256H35ZM83 254L85 255V257H84ZM93 254H94V257H93ZM105 254H106V256H105ZM130 254H132V255H130ZM152 254H154V258H153V255ZM161 254H164L165 256L164 255H161ZM171 254H175V256L172 255V256H174L173 257V261H171L172 260ZM180 254L181 255L185 254V256H187L186 257L187 260L184 259L185 258L184 255L181 256ZM242 254H244L243 255L244 257L243 256L241 257ZM38 255H39V257H38ZM60 255L63 256V257L61 258ZM68 255H70V256L72 255L71 256L72 258L69 257ZM107 255L109 256L110 259L108 258ZM119 255H121V258L119 257ZM124 255H125V257H124ZM148 255H149V258H148ZM249 255H251V256H249ZM97 256L99 258L100 257L101 258L99 259ZM169 256H171V257H169ZM192 256H193V258H192ZM215 256H217V257H215ZM239 256H240V258H239ZM252 256H253V260H252ZM47 257H49V258L47 259ZM66 257L67 258L69 257L68 258L69 259L68 261H67V258ZM81 257H83V258H81ZM96 257L98 258V261H99L98 263H97V260H95ZM135 257H137V258H135ZM143 257H145L146 259L143 258ZM157 257H159V258L161 257V258L158 259ZM165 257H166V259H165ZM182 257H183V259H182ZM53 258H54V260H52ZM133 258L136 259V261H135L136 263H134ZM190 258H192V259H190ZM216 258H218L219 260L217 259L218 261H216ZM36 259L37 260L39 259V260L37 261ZM83 259L84 260L87 259V260L84 261ZM107 259H108L109 262L107 261ZM119 259H121V260H119ZM151 259L154 260V261H152ZM61 260H63V261H61ZM90 260H92V261H90ZM94 260H95V262H93ZM130 260H131L132 263L130 262ZM179 260H181V261H179ZM183 260L184 261L186 260V261L184 262ZM223 260H226V261H223ZM64 261L66 263H64ZM145 261H146V263H145ZM190 261L193 262V263H191ZM45 262H47V263H45ZM177 262H179V263H177ZM262 264H264V261H263Z\"/></svg>",
    "mask_w": 264,
    "mask_h": 264
}]
</instances>
